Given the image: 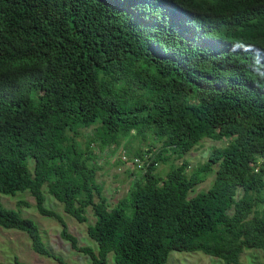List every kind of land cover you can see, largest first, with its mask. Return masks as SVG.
<instances>
[{
    "label": "trees",
    "instance_id": "obj_1",
    "mask_svg": "<svg viewBox=\"0 0 264 264\" xmlns=\"http://www.w3.org/2000/svg\"><path fill=\"white\" fill-rule=\"evenodd\" d=\"M203 139L227 143L189 175L185 161L156 173ZM94 150L152 158L113 207ZM213 166L212 185L189 198ZM43 187L79 224L92 210L95 249L44 206ZM24 192L92 264L264 253V0H0V194ZM0 227L64 264L1 202Z\"/></svg>",
    "mask_w": 264,
    "mask_h": 264
},
{
    "label": "rangeland",
    "instance_id": "obj_2",
    "mask_svg": "<svg viewBox=\"0 0 264 264\" xmlns=\"http://www.w3.org/2000/svg\"><path fill=\"white\" fill-rule=\"evenodd\" d=\"M92 129L82 130L79 134L78 141L85 143V137L91 133ZM227 141L213 142L209 139H203L199 144L182 159H175L170 156V159L165 164H158L156 173L163 177L171 166H178L185 161L188 165L186 174L189 175L194 169L203 165L209 155L219 148H223ZM149 142L138 143L132 142L129 146V152L136 150L144 153L148 149ZM96 154V165L99 170L96 173V180L99 185H102L103 195L106 197L110 207L115 206L126 197L133 180L140 175V172L134 170L133 166L127 162L117 161L118 153L108 154V152ZM33 162L29 160V168L32 169ZM217 166H213L206 174V179L203 183L195 187L189 193L188 197H192L199 192L206 191L213 183ZM45 196L44 206L55 213L59 214L67 225L68 232L75 236L78 241V246L96 248L95 243L86 235V227L95 222V218L90 208L85 210L87 217L86 224H79L70 216H67L62 205L50 197L45 188H42ZM241 196V191L238 192L237 198ZM96 201V200H95ZM0 202L6 209L18 211L19 214L31 219L38 227L39 234L44 245L49 252L54 256L59 257L64 264H92L90 258L83 256L73 250L69 242L60 238L61 227L52 218L40 216L35 209V201L28 192L17 193L14 197L0 194ZM19 202L21 204L19 205ZM131 212L127 213L129 216ZM14 258L25 264H60L55 260L42 257L33 252L31 249V241L27 234L16 230H7L0 227V263L12 264ZM112 254L108 256V261L112 262ZM166 264H223L220 260L209 257L201 252L184 253L173 251L169 254ZM238 264H264V253L259 250H247L239 259Z\"/></svg>",
    "mask_w": 264,
    "mask_h": 264
},
{
    "label": "built area",
    "instance_id": "obj_3",
    "mask_svg": "<svg viewBox=\"0 0 264 264\" xmlns=\"http://www.w3.org/2000/svg\"><path fill=\"white\" fill-rule=\"evenodd\" d=\"M120 160L121 162H125L126 157L122 154ZM130 161V164L135 168V170L142 171L146 166L151 163L152 158L150 155H143L142 157H131ZM154 166L157 167L158 164H154Z\"/></svg>",
    "mask_w": 264,
    "mask_h": 264
},
{
    "label": "crops",
    "instance_id": "obj_4",
    "mask_svg": "<svg viewBox=\"0 0 264 264\" xmlns=\"http://www.w3.org/2000/svg\"><path fill=\"white\" fill-rule=\"evenodd\" d=\"M118 162H119V159H118ZM136 177H137V175H136Z\"/></svg>",
    "mask_w": 264,
    "mask_h": 264
},
{
    "label": "clouds",
    "instance_id": "obj_5",
    "mask_svg": "<svg viewBox=\"0 0 264 264\" xmlns=\"http://www.w3.org/2000/svg\"><path fill=\"white\" fill-rule=\"evenodd\" d=\"M158 167V166H157Z\"/></svg>",
    "mask_w": 264,
    "mask_h": 264
}]
</instances>
